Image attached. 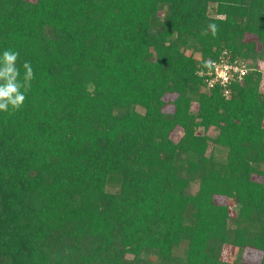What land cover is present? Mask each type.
<instances>
[{
  "label": "trees",
  "instance_id": "trees-1",
  "mask_svg": "<svg viewBox=\"0 0 264 264\" xmlns=\"http://www.w3.org/2000/svg\"><path fill=\"white\" fill-rule=\"evenodd\" d=\"M7 49L0 264H264V0H0Z\"/></svg>",
  "mask_w": 264,
  "mask_h": 264
},
{
  "label": "clouds",
  "instance_id": "clouds-1",
  "mask_svg": "<svg viewBox=\"0 0 264 264\" xmlns=\"http://www.w3.org/2000/svg\"><path fill=\"white\" fill-rule=\"evenodd\" d=\"M19 52L7 49L0 56V111L20 110L25 102L26 93L31 88L34 72L31 63L25 61V73L21 78L17 66Z\"/></svg>",
  "mask_w": 264,
  "mask_h": 264
},
{
  "label": "built area",
  "instance_id": "built-area-1",
  "mask_svg": "<svg viewBox=\"0 0 264 264\" xmlns=\"http://www.w3.org/2000/svg\"><path fill=\"white\" fill-rule=\"evenodd\" d=\"M230 59L229 57H222L220 62L213 63L214 71H211L209 75L214 77L209 80V86H213L218 82L226 86L233 79L237 77L243 79V77L249 73L250 68L245 62L239 59L234 61ZM226 93L228 94V91H226Z\"/></svg>",
  "mask_w": 264,
  "mask_h": 264
},
{
  "label": "rangeland",
  "instance_id": "rangeland-1",
  "mask_svg": "<svg viewBox=\"0 0 264 264\" xmlns=\"http://www.w3.org/2000/svg\"><path fill=\"white\" fill-rule=\"evenodd\" d=\"M36 1V0H30ZM199 57V55H197ZM264 66V63L261 64V67ZM171 110V109H169ZM175 139H179L180 135L175 133L173 135ZM217 203L220 205H230L232 202L226 200L225 198H217ZM262 252L254 251L252 249L239 250L233 247H225L223 258L225 261L230 262H246L250 264H259L262 260ZM120 263H130L132 257L128 255H123L118 258Z\"/></svg>",
  "mask_w": 264,
  "mask_h": 264
}]
</instances>
